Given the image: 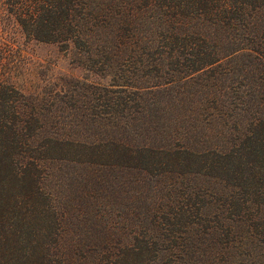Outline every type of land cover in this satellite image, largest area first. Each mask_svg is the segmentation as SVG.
<instances>
[{"label":"trees","instance_id":"obj_1","mask_svg":"<svg viewBox=\"0 0 264 264\" xmlns=\"http://www.w3.org/2000/svg\"><path fill=\"white\" fill-rule=\"evenodd\" d=\"M11 21L111 82L28 92L0 35V264H264V0H0Z\"/></svg>","mask_w":264,"mask_h":264},{"label":"rangeland","instance_id":"obj_2","mask_svg":"<svg viewBox=\"0 0 264 264\" xmlns=\"http://www.w3.org/2000/svg\"><path fill=\"white\" fill-rule=\"evenodd\" d=\"M5 29L8 31L0 32V35L13 44L11 59L13 64L15 63V68L12 80L26 91L59 89L73 79L101 85L110 84V75L87 68L79 61L73 48L65 49L55 42L29 39L20 26L12 21ZM244 73L245 71L239 72Z\"/></svg>","mask_w":264,"mask_h":264}]
</instances>
